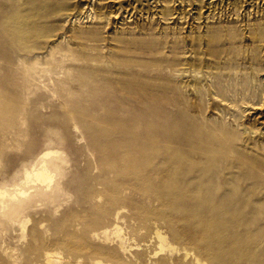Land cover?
Instances as JSON below:
<instances>
[{
    "label": "rangeland",
    "instance_id": "374dc122",
    "mask_svg": "<svg viewBox=\"0 0 264 264\" xmlns=\"http://www.w3.org/2000/svg\"><path fill=\"white\" fill-rule=\"evenodd\" d=\"M0 264H264V0H0Z\"/></svg>",
    "mask_w": 264,
    "mask_h": 264
}]
</instances>
